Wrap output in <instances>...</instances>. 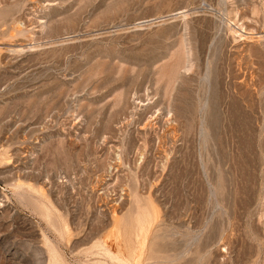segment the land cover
Masks as SVG:
<instances>
[{
	"label": "rangeland",
	"instance_id": "obj_1",
	"mask_svg": "<svg viewBox=\"0 0 264 264\" xmlns=\"http://www.w3.org/2000/svg\"><path fill=\"white\" fill-rule=\"evenodd\" d=\"M0 264H264V0H0Z\"/></svg>",
	"mask_w": 264,
	"mask_h": 264
},
{
	"label": "bare ground",
	"instance_id": "obj_2",
	"mask_svg": "<svg viewBox=\"0 0 264 264\" xmlns=\"http://www.w3.org/2000/svg\"><path fill=\"white\" fill-rule=\"evenodd\" d=\"M118 254H119L121 257H123V255H124L120 250L118 251Z\"/></svg>",
	"mask_w": 264,
	"mask_h": 264
}]
</instances>
